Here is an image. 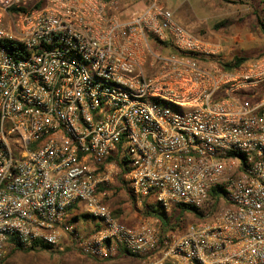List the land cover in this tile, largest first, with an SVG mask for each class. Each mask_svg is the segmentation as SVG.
Wrapping results in <instances>:
<instances>
[{
	"label": "built area",
	"instance_id": "1",
	"mask_svg": "<svg viewBox=\"0 0 264 264\" xmlns=\"http://www.w3.org/2000/svg\"><path fill=\"white\" fill-rule=\"evenodd\" d=\"M126 7L0 0V264L17 243L97 261L264 264V52L226 70L160 0ZM120 175L133 224L108 200ZM146 199L203 216L165 226Z\"/></svg>",
	"mask_w": 264,
	"mask_h": 264
},
{
	"label": "crops",
	"instance_id": "2",
	"mask_svg": "<svg viewBox=\"0 0 264 264\" xmlns=\"http://www.w3.org/2000/svg\"><path fill=\"white\" fill-rule=\"evenodd\" d=\"M127 5L125 12L129 13L134 9H141L150 0H122ZM166 7L171 9L178 22L185 24L196 34L201 35L215 47L220 49V53L225 60H233L235 56L255 57L259 53H250L254 45V33L249 27H235L233 17L223 7L226 6L224 0H160ZM224 10V11H223ZM220 18V20H217ZM225 20L226 23L219 29L214 25ZM260 27V25H259ZM208 35L210 37H208ZM260 46V45H259ZM249 50V53H245ZM128 198L127 191L122 189ZM112 206V205H111ZM114 206V205H113ZM123 222L133 224L138 216V210L129 206V199L122 203ZM79 227L91 230L95 226L94 220L82 218L78 220Z\"/></svg>",
	"mask_w": 264,
	"mask_h": 264
},
{
	"label": "rangeland",
	"instance_id": "3",
	"mask_svg": "<svg viewBox=\"0 0 264 264\" xmlns=\"http://www.w3.org/2000/svg\"><path fill=\"white\" fill-rule=\"evenodd\" d=\"M147 4L148 3L144 6ZM223 8L228 12L230 18L233 17L235 24L232 26L237 28L246 27V29L249 27L252 28L255 38L253 42L256 46L250 53L253 55L254 53H259L258 55L263 53L264 32L261 27H259V22L256 14L254 13V9L257 8L264 18V0H236V2L233 3L226 2V6ZM217 20H220V18H217ZM183 25L185 24L183 23ZM208 37L210 36L208 35ZM245 53H249V50H245ZM255 57L248 56L247 58L253 59ZM120 199H126V195L123 190L111 200V204L119 201ZM156 207L157 210L161 209V206L159 205ZM185 219L189 221H197V218L190 212L186 213ZM7 264H138V262L135 257L131 256H121L112 260L96 262L91 258L81 255L76 250L67 249L65 251H59L52 248L47 250L30 251H22L18 249L7 260Z\"/></svg>",
	"mask_w": 264,
	"mask_h": 264
},
{
	"label": "trees",
	"instance_id": "4",
	"mask_svg": "<svg viewBox=\"0 0 264 264\" xmlns=\"http://www.w3.org/2000/svg\"><path fill=\"white\" fill-rule=\"evenodd\" d=\"M226 2H236V0H224ZM254 13L257 16L259 25L262 29V31L264 32V18L263 16L260 14L259 10L257 8L254 9ZM226 23L225 20L218 22L217 24L214 25L215 29H219L221 26H223ZM9 49H13V46H9ZM248 58L245 56H235V58L233 60H222L221 64L223 66L224 69L226 70H234L235 68H237L238 66H240L241 64H243L245 61H247ZM123 180V176L120 175L118 176V181H122ZM122 189H125L127 191V195L128 198L126 199H131L133 200L134 197L131 195L129 187L127 186V184L125 182L122 181V185L116 187L115 193L113 194V196L111 198H109L108 200H111L112 198H114L115 196L118 195L119 192L122 191ZM126 199H120L117 202H113L112 206H111V210L112 213L114 215V217H116L118 220L122 221L123 220V212L121 209V205L123 202L126 201ZM114 205V206H113ZM145 205L149 206L148 208H145V216H157L159 217L165 226H167L168 224H170L171 222L174 223V225L178 228H183L186 223L187 220L185 219L186 213L190 212L192 213L197 219H201L203 216V212L198 211L195 207L193 206H186V205H178L177 207H175L172 211L168 212L166 210H164L162 207L160 210H157V205L153 202H151L149 199L145 200ZM78 206H75V208H77ZM82 215H77L74 216V220L78 221L80 219ZM86 216V215H85ZM89 216V215H88ZM13 241V239H12ZM22 250V251H30V250H47V249H52V246L47 245V244H43L41 247L39 248H23L22 245L20 244H16L14 247H12L9 251V253L6 256L5 259V264H7V260L10 258V256L16 251V250ZM92 259V258H91ZM96 262V259H93Z\"/></svg>",
	"mask_w": 264,
	"mask_h": 264
}]
</instances>
